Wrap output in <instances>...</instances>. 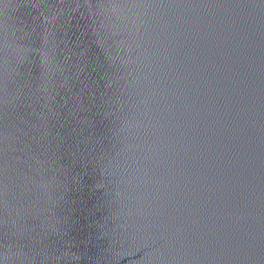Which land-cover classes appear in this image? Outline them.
I'll return each mask as SVG.
<instances>
[{"label": "water", "instance_id": "95a60500", "mask_svg": "<svg viewBox=\"0 0 264 264\" xmlns=\"http://www.w3.org/2000/svg\"><path fill=\"white\" fill-rule=\"evenodd\" d=\"M0 115L264 162V0H0Z\"/></svg>", "mask_w": 264, "mask_h": 264}]
</instances>
